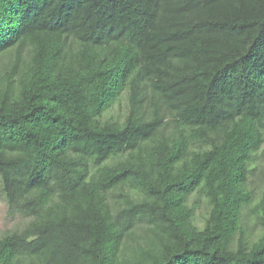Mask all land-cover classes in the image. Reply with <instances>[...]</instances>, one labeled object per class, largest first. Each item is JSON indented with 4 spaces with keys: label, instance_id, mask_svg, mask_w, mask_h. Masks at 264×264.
<instances>
[{
    "label": "trees",
    "instance_id": "trees-1",
    "mask_svg": "<svg viewBox=\"0 0 264 264\" xmlns=\"http://www.w3.org/2000/svg\"><path fill=\"white\" fill-rule=\"evenodd\" d=\"M263 146L264 0H0V264H264Z\"/></svg>",
    "mask_w": 264,
    "mask_h": 264
},
{
    "label": "rangeland",
    "instance_id": "rangeland-1",
    "mask_svg": "<svg viewBox=\"0 0 264 264\" xmlns=\"http://www.w3.org/2000/svg\"><path fill=\"white\" fill-rule=\"evenodd\" d=\"M126 100H123L121 104L115 106L111 112L112 114L118 116L124 113L126 109ZM259 164L258 171L250 179V187L254 189L256 194L261 192L264 187V146L259 153ZM7 203L1 195L0 192V232L12 228L15 225L23 222L21 215L9 216L7 214ZM207 210L206 204L203 202L202 206L197 210L198 220H202Z\"/></svg>",
    "mask_w": 264,
    "mask_h": 264
}]
</instances>
